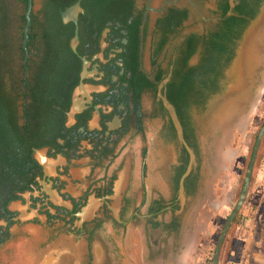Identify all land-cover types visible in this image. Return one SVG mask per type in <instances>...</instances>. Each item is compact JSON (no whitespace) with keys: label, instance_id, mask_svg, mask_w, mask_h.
Segmentation results:
<instances>
[{"label":"flooded vegetation","instance_id":"1","mask_svg":"<svg viewBox=\"0 0 264 264\" xmlns=\"http://www.w3.org/2000/svg\"><path fill=\"white\" fill-rule=\"evenodd\" d=\"M79 2L81 11L67 14ZM238 3L216 0L215 23L213 17L203 18L211 24L208 31L185 34L164 67L161 55L189 20V5L199 10L195 0H162L159 5L154 0H33L30 25L29 0L0 1V58L4 60L0 72L11 89L26 95L19 101L23 105L19 125L26 127L30 120L31 124L22 133L42 135L45 128L38 122L44 117L53 121L45 144L36 146L39 140L24 151L22 175L4 193L8 204L0 219V249L12 240L15 226L32 225L38 237L45 228L52 231L51 247L40 253L38 264L48 257L51 264H109L105 236L130 229L142 236L149 261L177 252L203 178L204 129L192 112L212 110L213 77L208 91L200 82L196 84V91L208 92L206 99L195 95L183 117L169 101L194 153L193 164L159 97L160 86L170 75L161 90L168 99L176 68L183 78L190 71L195 76L201 71L209 55L213 58L208 42L224 19L225 5L229 17ZM173 10L186 12L187 19L169 37L154 64L153 54L163 36L159 21ZM153 14L148 71L144 54ZM77 35L75 51L72 43ZM192 38L194 53L189 57ZM56 57H67L75 64L64 75L61 98H52L53 92L47 90V98L34 100L31 91L44 88L48 61ZM197 79H202L201 73ZM33 104L28 115L26 107ZM45 105H50V114L40 115Z\"/></svg>","mask_w":264,"mask_h":264},{"label":"rangeland","instance_id":"2","mask_svg":"<svg viewBox=\"0 0 264 264\" xmlns=\"http://www.w3.org/2000/svg\"><path fill=\"white\" fill-rule=\"evenodd\" d=\"M154 2L155 5H159L162 0H154ZM195 2L199 10L195 6L189 5L191 9L189 20L184 23L178 36L170 40L161 55L160 63L164 67L168 66L175 47L185 34L191 32L202 34L208 31L211 24L204 22L203 18L213 17V24L215 23V15L212 10L215 9L216 0H195ZM261 8H264V4ZM262 9H260L257 18L251 21L244 30L241 39L238 41L234 59L224 70L220 78V89L213 94V98H210L212 99L210 100L211 104L231 82L230 71L238 58L247 32L261 15ZM155 18L156 15L153 14L144 54V64L148 71H151L150 47ZM256 34L258 36L254 38L256 40L255 45L259 43L261 59L264 60V23ZM258 38L259 40H257ZM256 66L255 64L251 74L253 82L250 91L244 100L239 102L244 108L241 116L253 114V117L244 135L237 131L242 117L238 115L234 121H230L227 147L232 146L237 151V157L227 166L217 168L216 160L210 162L204 129L205 115L208 110H194L192 112L196 120L202 121L201 125L204 129L200 143L203 178L196 206L186 223L184 240L179 245L177 252L167 258L160 257L149 261L146 257L142 236L130 229L125 234L115 232L110 236H105L109 242V264H213L218 238L227 218L239 200L238 193L242 189L258 132L264 123V64ZM7 85L10 86V82ZM147 130L150 132L151 128L148 127ZM131 143L133 144V141ZM238 215H240V219L232 225L226 236L220 264H264V140L259 151L246 202ZM30 228L32 229L30 230ZM36 231L32 225L15 226L12 240L0 249V264H38V258L51 247L48 238L52 231L45 228L42 230V237L41 235L38 237Z\"/></svg>","mask_w":264,"mask_h":264},{"label":"trees","instance_id":"3","mask_svg":"<svg viewBox=\"0 0 264 264\" xmlns=\"http://www.w3.org/2000/svg\"><path fill=\"white\" fill-rule=\"evenodd\" d=\"M239 3L234 9L232 16L226 17L229 7L225 5L223 9V21L218 25V30L213 32V38L209 41V47L213 48V58L209 55L207 63L201 67V80L197 79V75L190 71L186 76H182L179 68H176L173 80L168 85V99L176 107L180 117L185 115V110L188 105V101L195 95L196 97L206 99L207 88H210L211 79L213 77V94L219 90V81L223 73L224 67L232 60L234 56L235 46L237 40L242 36L244 29L248 26L249 22L254 20L259 14L260 8L264 0H238ZM99 11H97V14ZM187 19V13L173 10L170 14L159 21V30L163 33V36L158 42V47L153 54V63L155 64L159 58L162 50L169 41V37L176 33L178 28L182 25V22ZM194 37V36H192ZM189 57L194 53V41L193 38L190 41ZM210 49V48H209ZM3 59L0 58V67L3 65ZM50 64L48 73L44 76L46 85L43 89H35L31 91V96L34 100L47 98L48 91L53 92L54 99H60L59 95L64 88L62 84L64 81V75L67 73L69 68L75 66L71 59L67 57H56L48 61ZM213 64V65H212ZM159 80L162 78L159 77ZM201 83L203 88L207 91H196V84ZM196 93V94H195ZM23 97H26L25 93L16 88H12L7 85L3 80V75L0 72V219L3 218L4 210L8 204L5 200L4 193L7 189L13 188L17 184V179L21 177L23 168L20 166L21 158L26 150L37 143L39 140L40 144L36 146H42L45 144L43 139L46 138V132L53 124L51 118L44 117L38 123L45 130L42 131L44 134L38 135H24L23 129H28L31 120L26 127L19 125V101ZM37 102V101H36ZM37 105V103H35ZM28 105L26 113L30 115L31 109L35 107ZM50 105L42 107L40 115L49 112L48 108ZM45 111V112H44ZM50 114V112H49ZM42 118V117H41ZM264 124V123H263ZM29 155V153H28ZM244 183V182H243ZM243 186V185H242ZM240 192L238 193V198ZM240 219L238 215L234 221L236 223ZM7 239V237H6ZM4 241V240H2ZM225 245V242H224Z\"/></svg>","mask_w":264,"mask_h":264},{"label":"bare ground","instance_id":"4","mask_svg":"<svg viewBox=\"0 0 264 264\" xmlns=\"http://www.w3.org/2000/svg\"><path fill=\"white\" fill-rule=\"evenodd\" d=\"M263 19L264 8L259 18L247 32L238 58L230 71L231 82L226 86L223 93L213 101V108L208 113L206 124L204 123L206 133L205 143L208 146L209 159L211 163L213 160H216L217 168H222L224 165L227 166L237 157V151L232 146L227 147V135L230 130L229 124L238 115L239 117L242 115L244 108L239 102H242L250 91L253 82L251 74L252 70L254 71L255 64L257 65L256 67L264 64V60L261 59L260 45L259 43L255 45L256 40H254L258 36L256 34L258 29L264 23ZM252 115L241 116L242 118L237 129L239 133L245 134L251 123ZM43 264H51V258L48 257Z\"/></svg>","mask_w":264,"mask_h":264},{"label":"water","instance_id":"5","mask_svg":"<svg viewBox=\"0 0 264 264\" xmlns=\"http://www.w3.org/2000/svg\"><path fill=\"white\" fill-rule=\"evenodd\" d=\"M32 6H33V0H29V10L27 13V19L29 21L28 25H30V20H31L30 14H31ZM79 11H81L80 2L77 5H75L72 9H70L67 14H71L72 16H75ZM67 14H66V17L69 16ZM74 21L77 22V20L75 18H74ZM26 33H28V29L26 30ZM27 38H28V35H27ZM78 41L79 40H78V35H77L75 37V39L73 40V43H72V47L75 51H76ZM84 63H85V66L88 65V62L86 60H84ZM169 81H170V75L161 84L159 97L161 98L164 106L167 108V110L170 114V117H171V119L175 125L176 130H177L179 140L186 145L188 151L190 152L191 161L193 164L194 160H195V156H194L193 151L188 147L187 143L184 140L183 127H182L181 122L179 120V117L177 115V111H176L175 107L169 102L167 97L161 93V90L164 88L165 85H167L169 83ZM263 140H264V124L260 128L258 135H257V138H256V142L254 144V148H253L251 158H250V161L248 164V168L246 171V175L244 178V183H243V186H242V189L240 192L239 200H238L236 206L234 207L233 211L231 212V214L227 218L225 226H224L223 230L221 231V234L218 238L216 248H215L214 258H213V264H220L221 252H222V248H223L226 236L228 235L229 230L231 229L232 225L234 224L236 217L238 216V214L240 213L241 209L243 208V206L246 202V199H247V196H248V193L250 190V186L252 184L254 169H255V166H256V163L258 160L259 151H260L261 145L263 143ZM191 167L192 166L189 167L186 176L191 171Z\"/></svg>","mask_w":264,"mask_h":264}]
</instances>
